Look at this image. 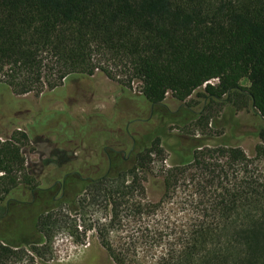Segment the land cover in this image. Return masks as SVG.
Returning a JSON list of instances; mask_svg holds the SVG:
<instances>
[{"label": "trees", "instance_id": "obj_1", "mask_svg": "<svg viewBox=\"0 0 264 264\" xmlns=\"http://www.w3.org/2000/svg\"><path fill=\"white\" fill-rule=\"evenodd\" d=\"M114 69L126 78L113 117L67 123L59 136L82 154L60 157L46 182L25 160V133L0 142V264L60 235L96 239L115 264H264V145L253 158L240 147H173L178 161L151 201L167 123L130 130L151 121L149 105L204 134L214 106L254 107L264 121V0H0V84L15 95L97 70L117 79ZM168 94L189 108L170 113Z\"/></svg>", "mask_w": 264, "mask_h": 264}, {"label": "rangeland", "instance_id": "obj_2", "mask_svg": "<svg viewBox=\"0 0 264 264\" xmlns=\"http://www.w3.org/2000/svg\"><path fill=\"white\" fill-rule=\"evenodd\" d=\"M119 75L117 79L107 77L97 70L92 77L75 75L70 77L56 90L46 88L42 94L35 92L26 95H15L10 88L0 84V142L12 136L20 138L25 133L28 141H23L22 151L27 164L40 181L46 182L60 157L78 158L80 150H74V143H66L65 137H60L63 127L70 123L79 128L86 122V116L101 113L109 118L114 115L116 98L122 91L120 80L126 77L121 70L114 69ZM117 70V71H116ZM218 80L210 82L217 85ZM243 87H249L248 80L242 81ZM134 93H140L142 84L134 80L131 85ZM205 86L203 87V89ZM188 99L193 104L195 112L202 111L203 100ZM181 103L175 102L171 94L167 95L166 107L170 113L179 112ZM134 110V108H130ZM65 113L66 115H56ZM151 121L137 123L130 130L135 136L147 133L154 126L167 123V131L162 138L166 150L167 161L156 164L152 176L147 182L149 198L158 201L163 193L161 172L178 158L172 151L180 145H206L240 147L253 158L256 147L264 145V121L257 111L251 107L237 109L231 105L214 106L213 117L207 134L202 130L191 131L177 121H171L167 110H156L147 106L144 115ZM185 116H182V120ZM62 124V125H61ZM57 129V131H55ZM209 133V134H208ZM63 142V145H60ZM26 196L25 199L29 200ZM2 207L5 202H2ZM1 225V224H0ZM7 264H115L107 251L92 239L86 246H79L64 236H58L55 241L41 248L40 254L25 248L20 257L12 258Z\"/></svg>", "mask_w": 264, "mask_h": 264}, {"label": "water", "instance_id": "obj_3", "mask_svg": "<svg viewBox=\"0 0 264 264\" xmlns=\"http://www.w3.org/2000/svg\"><path fill=\"white\" fill-rule=\"evenodd\" d=\"M164 106H166V104H165V103H164ZM180 107H181V108H182V107H184V108H189V107H188V105H187V104H185V103L181 104V106H180ZM253 110H254V107H253Z\"/></svg>", "mask_w": 264, "mask_h": 264}]
</instances>
